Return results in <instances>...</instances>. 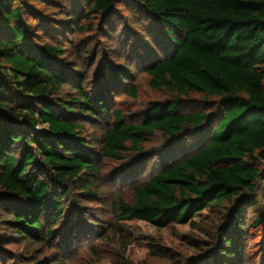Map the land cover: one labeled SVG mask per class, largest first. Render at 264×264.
Wrapping results in <instances>:
<instances>
[{"label": "trees", "instance_id": "1", "mask_svg": "<svg viewBox=\"0 0 264 264\" xmlns=\"http://www.w3.org/2000/svg\"><path fill=\"white\" fill-rule=\"evenodd\" d=\"M36 1L75 20L100 15L103 21L115 3ZM134 1L175 49L146 69L150 87L170 99L150 104L137 123H127L101 92L105 83L85 94L79 66L67 70L62 49L33 41L28 18L38 31L46 23L33 17L28 0H0V206L11 217L7 224L18 239L51 240L70 187H83L80 177L97 172L79 121L103 115L109 120L100 139L104 158L119 161L129 151L141 152L155 133L172 141V151L187 149L151 179L133 184L130 201L116 198L109 228L120 231L133 219L155 228L193 225L205 210H226L229 220L217 226L206 263L241 264L248 230L264 225L262 215L249 223L245 216L247 206L264 200V0ZM48 29L54 36L56 29ZM66 86L75 97L58 98ZM124 94L136 98V87L130 84ZM191 95L202 98L203 110H188L196 103L183 99ZM46 209L52 221L44 225Z\"/></svg>", "mask_w": 264, "mask_h": 264}, {"label": "rangeland", "instance_id": "2", "mask_svg": "<svg viewBox=\"0 0 264 264\" xmlns=\"http://www.w3.org/2000/svg\"><path fill=\"white\" fill-rule=\"evenodd\" d=\"M61 1L71 6L74 0ZM28 2L34 7L33 17L39 18V15L46 23L44 30L38 31L40 28H35L34 20L28 18L33 41L62 49V62L67 70L79 66L77 70L82 75L85 94L93 95L98 85L105 83L101 92L112 108L121 111L127 123H137L150 104L170 99L163 89L150 87L146 69L170 57L175 48L168 47L155 23L146 18L134 0H115L112 16L106 21L100 15L75 20L69 13L57 14L51 7H43L44 3ZM79 25L82 30H75ZM49 26L56 29L54 36L48 33ZM64 27L68 29L62 30ZM86 50L92 51L94 56ZM130 84L136 87V98L124 94ZM69 87H63L56 96L63 100L75 97ZM200 99L191 95L183 100L196 103L188 109L196 111L206 106ZM79 122L84 125L79 131L82 144L95 154L94 162L98 166L93 175L83 174L80 183L83 187L94 182L93 185L89 189L78 185L70 187L63 199L62 218L52 228L54 236L47 242L18 239L15 229L7 224L11 217L0 206V264H207L218 238L216 228L229 220L226 210H205L193 218V225L155 228L133 219L123 222L120 231L109 228L115 221L112 203L116 198L122 196L130 201L133 184L151 179L164 168L168 159L181 157L187 149L172 151V141L155 133L143 144L141 152L129 151L126 158L113 161L101 156L100 139L109 127V120L102 115ZM257 200L259 204L254 209L246 208L247 223L256 215L264 216V200ZM51 215V209L42 213L44 225L52 221ZM69 226L71 234L67 232ZM247 236L241 248V264H264V225L258 230L249 229ZM156 248L158 250L154 251ZM160 250L163 252L159 253Z\"/></svg>", "mask_w": 264, "mask_h": 264}]
</instances>
